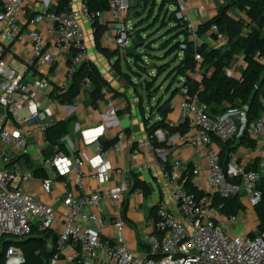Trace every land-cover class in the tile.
I'll return each instance as SVG.
<instances>
[{
  "label": "built area",
  "instance_id": "1",
  "mask_svg": "<svg viewBox=\"0 0 264 264\" xmlns=\"http://www.w3.org/2000/svg\"><path fill=\"white\" fill-rule=\"evenodd\" d=\"M23 1L6 0L3 10L0 7V41H21L28 37L33 45L35 60V74L31 78H27L25 71L10 66L5 59L0 60V107L3 108V112H0V242L4 238L30 237L36 229L55 230L56 252L49 264L59 263L69 243L77 247L65 257L69 264H91L99 260L101 254L106 264H264V233L254 228V235H236L233 227L239 223V215L222 218L220 206L215 204L216 195L224 198L245 195L253 207L262 199L263 192L259 184L264 171V158L257 170L239 169L231 165L226 171L215 143H226L247 131L259 148H263L264 109L257 121L249 123L245 109L231 110L220 117H212L207 105L201 103L197 95L191 98L184 96L188 92L187 88L183 89L180 102L171 100V109L181 107L183 111L180 124L188 123L196 131L195 137L187 132L181 139L205 156L207 191L202 194L190 192L180 183V161H175L169 167L163 166L164 177L171 187L170 199L176 209L167 200L158 203L156 217L151 220L154 232L147 236L150 252L135 253L125 239L126 221L119 214L112 219L104 216L105 203L108 201L119 205L132 191L133 180L125 176L123 167L113 165L108 151L103 149L91 156H86V150L79 155H69L60 145H56L51 158H42L41 151L50 125L44 121V105L40 95L52 90L51 71L65 72L72 78L90 60L89 37L84 24H89L94 34V25L106 19L107 28L113 31L105 37L106 43L115 45L121 51L130 47L133 29L127 22L134 11L133 7L139 2L135 5V0H111L110 9L100 11L92 10L85 0L79 8L74 7L73 0H49L52 8L29 21L31 25L50 23L46 33L34 29L23 33L18 25ZM178 1L181 8L179 17L188 21L189 30L196 39L197 26L189 13V0ZM206 2L210 3V0ZM212 32L219 47L228 44V38L217 25L212 27ZM196 59L200 62L201 55L197 54ZM227 75H233L231 69ZM262 101L264 104V98ZM115 112L112 107L110 113L114 115ZM177 125V122H170L173 128ZM38 137L43 143L39 144L37 156L42 159L41 164L48 175L43 179L44 189L47 192L54 189L56 183L52 175L63 178L66 186L74 175L73 182L81 190L85 189L86 178H94L99 187L91 191L85 201L68 191L62 197L65 210L60 212L25 188L36 175L23 159H31L30 143ZM129 144L126 133L122 131L110 150L122 154ZM232 160L236 162L237 159L233 157ZM85 164L87 170H84ZM150 167L151 163H146L140 169ZM194 173L199 174L200 169L196 168ZM111 176L121 177V180L114 187L104 188ZM235 177L239 181H232ZM86 205L94 211L85 213ZM87 220L96 222L99 227L85 225L84 221ZM110 224L115 228L112 236L104 233ZM24 262L23 251L15 245L9 246L5 264Z\"/></svg>",
  "mask_w": 264,
  "mask_h": 264
},
{
  "label": "crops",
  "instance_id": "2",
  "mask_svg": "<svg viewBox=\"0 0 264 264\" xmlns=\"http://www.w3.org/2000/svg\"><path fill=\"white\" fill-rule=\"evenodd\" d=\"M6 0H0V7L3 10ZM74 7L79 8L83 0H73ZM230 0H189V13L196 24L197 28L205 23L207 20L216 16L219 9ZM52 7L49 6V0H24L23 7L19 14L18 25L23 33L34 29L42 33H46L47 28L51 26L48 22L38 23L31 25L29 23L35 15L45 13ZM135 11V10H134ZM140 8L135 14L140 13ZM106 19L102 22L106 26ZM89 37L90 61L94 63L102 72L104 77L109 81V88H106L104 97L96 104H92L89 96L92 90L90 82L86 81L82 89L74 100V102L62 103L56 97V94L68 90L72 83V78L68 77L65 72L56 73L51 71L50 81L52 90L49 93H42L40 98L44 105V121L52 125L59 120L68 119L75 116L72 122L70 132L67 136L62 138V142L66 145V152L69 155H79L83 150L87 151L86 156H91L99 149L108 151V157L115 167H123L125 176L132 180L137 176L149 188V195H145L140 188H133L132 191L124 197L122 202L115 206L110 202L104 205V216L112 219L115 215H120L126 221L125 239L132 251L138 254H146L150 252V246L147 241V236L154 232V227L151 220L156 217L158 203L161 200H167L172 208L176 209V205L171 201V187L167 183L163 166H171L175 161H180L181 164L178 168L179 181L183 185L189 177L192 180V185L197 189L198 193H205L207 191V161L203 154L196 148L186 145L180 134L169 132L162 126H157L155 123L162 118L161 107L166 101L172 97L173 91L180 84L178 81L172 86L171 90L167 89L169 98L165 100L162 98L160 106H157V101L151 105L153 95L149 96L144 88L140 85L135 78L128 77L122 65L120 66L121 74L118 73L112 65L118 60L115 56L111 60L101 54L95 45L94 34L92 33L91 26L84 24ZM113 31L106 26V31L103 36V46L109 48L111 51L117 50L115 45H108L106 43V36H109ZM199 44L206 43L210 47H218L216 40L212 37L211 33H205L197 37ZM5 59L8 64L14 68L23 70L27 74V78L33 77L35 74L33 45L31 40L26 37L21 41L1 42L0 41V60ZM245 68L243 56L237 57L231 65V71L236 77H241ZM132 75V74H130ZM1 78V76H0ZM131 83H130V82ZM144 85V84H143ZM138 88V90H136ZM149 97L148 103L145 98ZM183 99L182 93L178 92L173 97V100L180 102ZM167 105V104H166ZM170 106V105H169ZM116 110L115 114L110 113V109ZM49 110L48 112L46 110ZM0 112L3 108L0 107ZM183 111L181 107L171 109L167 117V123L177 122L179 126L182 119ZM155 125V126H154ZM154 128L150 130V128ZM129 129L126 136L130 142L128 148L122 154H116L111 151V147L105 149L103 142L114 139L118 133L124 132ZM191 136H196V131L189 127ZM47 139L44 143V149L41 151L42 158L45 157V152L48 147ZM43 143L41 137L32 139L30 147L34 149V155L31 156L32 168H42L41 160L37 153L40 151V145ZM215 147L221 153L222 147L219 143H215ZM236 157V162H233V157L229 162V166L246 169L256 160L260 161L264 158V147L259 148L257 145L255 149L247 148L244 146L232 154ZM27 157L23 159L27 163ZM88 158V157H86ZM146 163H151V167L141 170L140 167ZM28 164V163H27ZM30 166V164H28ZM228 166V169H229ZM200 169L199 174H195L194 170ZM87 164L84 165V170H87ZM36 175V174H35ZM136 175V176H135ZM55 178V187L52 191L47 192L44 189L43 179L45 177L36 175V178L28 183L25 188L29 190L36 198L44 203L53 205L58 211L63 212L62 197L68 191H72L79 200L85 201L88 194L99 187V183L94 178L85 179V189L81 190L76 187L73 182L72 175L71 181L64 184V179L61 177ZM121 177L111 176L104 188L114 187L119 183ZM185 187V186H184ZM244 204V210L238 215L240 221L243 219L246 223L245 233H252L254 228H258L259 220L253 207L245 195L239 196ZM94 210L89 206H84V212L87 214L92 213ZM223 212L220 217L224 218ZM79 220H81L79 218ZM240 221L237 225H240ZM84 224L93 228H98V224L93 221H84ZM234 229V227H233ZM37 230V229H36ZM39 231V230H37ZM55 233V230H52ZM105 235L112 236L115 233L114 225L110 224L105 230ZM48 247L53 248L52 241L48 242ZM76 246L72 243L66 245L63 250L62 259L58 264H69L66 262L65 257L72 254L76 250ZM91 264H106V259L101 254L100 259L93 261Z\"/></svg>",
  "mask_w": 264,
  "mask_h": 264
},
{
  "label": "trees",
  "instance_id": "3",
  "mask_svg": "<svg viewBox=\"0 0 264 264\" xmlns=\"http://www.w3.org/2000/svg\"><path fill=\"white\" fill-rule=\"evenodd\" d=\"M85 1H87L92 10L108 11L110 9L111 0ZM153 1L156 2L158 0ZM159 1V10L163 8L167 9V18L169 19L167 24L172 25L171 29L167 32L170 37L164 42L163 49L167 50L169 56L175 54V61L178 60V63L175 64L169 75V79H172V81L169 83L167 89L171 90L172 86L178 81L180 84L173 91L170 100L166 101L161 107L162 119L155 123V125L162 126L174 134L184 135L189 131L188 123L183 122L175 128L167 123L170 102L176 93H182L184 88H187L188 91L184 96L191 98L197 95L200 102L207 105L208 113L214 118L220 117L231 110L240 111L245 109L247 111L248 122L257 121L264 109L262 101V98H264V0H230L222 5L216 16L197 28V37L205 33H211L212 37L216 39L212 32V27L217 25L219 30L228 38V44L225 47L219 48L197 42L193 37V33L189 30L188 21L184 17H179L181 8L178 0ZM140 2L133 7V10L137 11L139 9V6H141ZM170 8H173V10L170 11ZM163 22H166V19ZM94 27V41L97 50L110 60L115 56L119 57L121 50L111 51L109 48L103 46L102 40L106 26L102 23H96ZM135 35H137L144 46V36L138 32ZM147 48L149 49L151 46ZM197 54L202 57L200 62L196 59ZM240 56H243L245 62L242 76H228L227 72L231 68L232 63ZM134 59L136 65L145 69L141 63L142 57H135ZM120 66V59L112 65L118 73L121 72ZM168 67L171 68V64L163 66L155 65L154 70L160 76L168 71ZM196 74H198V77H196ZM149 75L150 78L145 79L143 82L145 87L142 88H144L149 96H152L153 93L151 91L155 87V84L152 83L154 82V75L151 73ZM87 80L92 85L89 98L92 104H96L104 97L103 91L109 88V81L90 60L85 62L74 73L68 90L56 94V97L62 103L74 102ZM160 102H162V98L159 99L157 106H160ZM74 120L75 116L59 120L47 128L46 139L48 147L44 153L46 159L54 155L53 147L56 145H60L62 150L66 152V145L62 142V138L69 134ZM124 132L129 133V129H126ZM116 140L117 136L112 140L104 141L102 143L103 147L105 149L110 148ZM217 143L222 147V152L220 153L221 163L226 171L228 170L232 154L238 147L244 146L255 149L257 146L256 141L248 136L247 131L239 133L234 139L226 143L222 141H218ZM27 161L30 167H32L33 165H31L29 158ZM246 169H259V161L256 160ZM35 174L38 176L42 175L43 177L48 176L42 168H36ZM232 181H239V179L235 177ZM133 182L134 189L140 188L145 195H149L150 190L148 186L137 176L133 179ZM184 186L188 191L198 193L197 189L192 185L190 177L186 180ZM259 188L263 192V197L255 206L259 220L257 230L264 233V171H262ZM215 204L220 206L221 211L227 216L237 215L244 210V204L239 196L224 198L216 195ZM251 234L254 235V233ZM56 240L57 235L52 230H34L30 237L24 239L4 238L0 242V263L5 264L7 249L9 246L15 245L20 247L24 253L25 262L23 264H49L56 252ZM49 241H52L53 248L48 247Z\"/></svg>",
  "mask_w": 264,
  "mask_h": 264
},
{
  "label": "rangeland",
  "instance_id": "4",
  "mask_svg": "<svg viewBox=\"0 0 264 264\" xmlns=\"http://www.w3.org/2000/svg\"><path fill=\"white\" fill-rule=\"evenodd\" d=\"M138 2L140 1L135 0V5ZM140 3L142 4V6H139L141 12L135 14L134 18H130L127 23L130 27H132L133 32H131L133 33V35L138 32L142 36H144V46L140 48V51L145 53L142 56L141 62L145 69H142L141 67L136 65L135 59L132 57L128 58L125 55L124 51H121L118 59H120L123 69L129 73L128 77H133L138 82L140 81V84L137 85L138 87L140 85L142 87H145L143 85V82L145 81V79L150 78L149 73L154 75V82L152 83L155 84V87H153L151 91V93H153V99H150L152 102L151 105H154L161 98H165V100L169 98L170 93L167 92V87L172 81V79H169V75L172 68L175 66V64L178 63V60L175 61V54L169 56L167 54V50L163 49L164 42L168 37H170L167 32L172 27L171 24H167L169 21V19L167 18V9L163 8L159 10V0L156 2H154L153 0H143ZM171 10H173V8H170V11ZM165 19L166 22H163ZM150 46L151 48H149V50L147 47ZM170 64L171 68L168 67V71L163 75L158 76L154 70L155 65L163 66ZM136 90H138V88H136ZM145 100L148 103L149 97L145 98ZM29 155H34V149L32 147H29ZM246 228V223L242 219L240 221V225L234 226L236 235L244 234ZM16 247L20 249V247Z\"/></svg>",
  "mask_w": 264,
  "mask_h": 264
},
{
  "label": "water",
  "instance_id": "5",
  "mask_svg": "<svg viewBox=\"0 0 264 264\" xmlns=\"http://www.w3.org/2000/svg\"><path fill=\"white\" fill-rule=\"evenodd\" d=\"M136 11H132L130 14V18H134ZM143 46V43L138 39L137 35L132 36V44L130 47L125 49V55L130 58H135V57H142L145 53L140 51V48ZM1 256V254H0ZM1 264V263H0Z\"/></svg>",
  "mask_w": 264,
  "mask_h": 264
}]
</instances>
